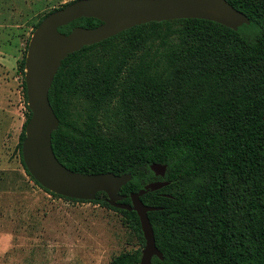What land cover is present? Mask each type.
<instances>
[{"label": "trees", "instance_id": "1", "mask_svg": "<svg viewBox=\"0 0 264 264\" xmlns=\"http://www.w3.org/2000/svg\"><path fill=\"white\" fill-rule=\"evenodd\" d=\"M227 1L249 24L234 30L181 18L135 25L68 54L48 91L59 120L52 149L67 168L130 173L119 191L123 203L149 181H169L140 196L145 205L161 208L147 213L163 255L150 264H264V0ZM99 23L81 17L59 30ZM25 55L19 70L26 112L16 148L28 180L52 196L123 212L144 243L134 210L110 206L103 192L91 201L57 195L26 169ZM112 105L126 121L140 109L156 118L153 134L142 137L127 127L123 138L101 133L98 116ZM154 162L166 164L163 177L151 171ZM140 256L138 248L108 264H139Z\"/></svg>", "mask_w": 264, "mask_h": 264}, {"label": "rangeland", "instance_id": "2", "mask_svg": "<svg viewBox=\"0 0 264 264\" xmlns=\"http://www.w3.org/2000/svg\"><path fill=\"white\" fill-rule=\"evenodd\" d=\"M68 1L0 0V264H108L144 245L123 212L52 196L28 180L19 161L26 112L20 60L33 25ZM140 110L126 121L112 105L99 114L98 128L108 136L123 138L130 128L149 137L156 118Z\"/></svg>", "mask_w": 264, "mask_h": 264}, {"label": "water", "instance_id": "3", "mask_svg": "<svg viewBox=\"0 0 264 264\" xmlns=\"http://www.w3.org/2000/svg\"><path fill=\"white\" fill-rule=\"evenodd\" d=\"M81 17L95 18L100 23L94 27L74 26L68 33L59 30ZM181 18L210 20L234 30L249 24L248 17L227 0H73L40 20L26 48L24 81L30 117L21 142L26 169L43 188L57 195L91 201L97 193L103 192L110 206L134 210L144 238L139 264H150L153 256L163 258L147 215L161 208L145 205L140 196L168 185L169 181H149L129 194V203H123L125 195L119 191L131 179L130 173H84L67 168L52 149L51 136L59 120L49 103L48 91L61 61L68 54L135 25ZM149 167L156 176L165 175L166 164L154 162Z\"/></svg>", "mask_w": 264, "mask_h": 264}, {"label": "flooded vegetation", "instance_id": "4", "mask_svg": "<svg viewBox=\"0 0 264 264\" xmlns=\"http://www.w3.org/2000/svg\"><path fill=\"white\" fill-rule=\"evenodd\" d=\"M123 199H125V197Z\"/></svg>", "mask_w": 264, "mask_h": 264}]
</instances>
